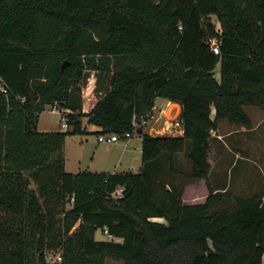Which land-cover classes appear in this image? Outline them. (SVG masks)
I'll list each match as a JSON object with an SVG mask.
<instances>
[{"label": "trees", "instance_id": "1", "mask_svg": "<svg viewBox=\"0 0 264 264\" xmlns=\"http://www.w3.org/2000/svg\"><path fill=\"white\" fill-rule=\"evenodd\" d=\"M0 78V264H264V193L221 209L211 181L220 121L250 129L245 106L264 109V0H0ZM159 97L181 104L184 134L140 126L139 172L66 170L83 118L123 136ZM49 105L70 131L38 130ZM164 157L192 181L170 186Z\"/></svg>", "mask_w": 264, "mask_h": 264}, {"label": "rangeland", "instance_id": "2", "mask_svg": "<svg viewBox=\"0 0 264 264\" xmlns=\"http://www.w3.org/2000/svg\"><path fill=\"white\" fill-rule=\"evenodd\" d=\"M93 89L90 95H87V98H94ZM164 101L162 98L159 99L157 105H163ZM53 107L49 105L46 110L40 113L37 124L38 130L43 132L70 131L71 126L64 128L62 125L66 121L64 115L53 111ZM58 109L61 110L60 107ZM158 110L153 112L155 117L150 118L144 132L148 133L149 130L153 133L161 132L162 129H157H160L163 125L167 126L165 124L169 120L171 121L170 130H173L175 126H180V116L175 118L176 115H170V110L162 114L161 112L164 109ZM245 110L253 120L252 128L248 129L223 120L216 132V134L221 133L222 139L215 140L217 160L211 173V181L215 187L224 186L228 188L224 192L223 201L218 205V208L221 209L231 208L235 203L236 196H250L257 192L264 193V109L246 105ZM83 124L87 129L85 133L69 134L66 138L65 159L68 172H139L141 170L140 152L142 141L141 144H138L139 139H141L140 133L135 132L129 139L122 136L120 141L112 144L110 148L107 143L98 140V129L92 123H89L87 118H83ZM152 127H156V129ZM125 142L128 144V149L126 148L127 151L124 152L128 156V163L124 160V163L120 164L118 162L119 157L125 148L123 146L120 149L118 146L124 145ZM189 150L190 141H187L185 151L177 154L176 159L177 166L185 172L189 171L191 167L185 153ZM110 156H112L111 160ZM169 167V160L166 157L162 158L158 173L170 186L181 189L186 183L192 181V178L185 174L171 172ZM95 237L97 240H112L101 228L96 231ZM105 264H123V260L107 257Z\"/></svg>", "mask_w": 264, "mask_h": 264}, {"label": "built area", "instance_id": "3", "mask_svg": "<svg viewBox=\"0 0 264 264\" xmlns=\"http://www.w3.org/2000/svg\"><path fill=\"white\" fill-rule=\"evenodd\" d=\"M181 27L182 26H180V28ZM219 45H220V42L217 40V38L211 39V47H212V49H213V51L215 53H219ZM0 88H1L2 91L8 92V88L5 86V84L1 80V78H0ZM52 110L59 112L61 115H64V118L66 119V121L63 122L62 125H63L64 128H69V123L67 121L66 114L71 112V110H69V109L59 110L57 105H55ZM154 117H155V114L152 113L150 116L142 117L140 122H139V119H134L133 126L135 128V131L134 132H126L123 135V137L125 139H129L130 137L133 136V134L135 132L138 131L140 126L144 127V129H145V127L149 123L148 121L150 120V118H154ZM166 127H167V129H171V126H169V125H167ZM156 133L151 134V135H162V134H159V133L156 134ZM121 137H122V135H120L118 133H101V134H99L98 140L100 142L107 143L110 146V145H112L114 143L119 142ZM120 192H121V189H119L117 191V193H120ZM72 200H73V198H72ZM104 232L107 233L111 238H113V239L115 238V236L113 234H110L107 229H104ZM46 258H47V261L50 264H57V263L62 261V256H61V252L60 251L59 252H52V251L47 252L46 253Z\"/></svg>", "mask_w": 264, "mask_h": 264}, {"label": "crops", "instance_id": "4", "mask_svg": "<svg viewBox=\"0 0 264 264\" xmlns=\"http://www.w3.org/2000/svg\"><path fill=\"white\" fill-rule=\"evenodd\" d=\"M162 97H159V98H157L156 99V101H155V107H154V110H153V112H155L156 110H158V109H160V110H163V112H161V114L162 113H164V112H167L168 110H170V115L172 114V115H176L175 116V118L177 117V116H180L181 115V111H182V106H181V104L180 103H177V102H173V101H170V100H168V99H166V98H162V100H165L164 101V103H163V105H161V106H158L157 105V102H158V100L159 99H161ZM166 110V111H165ZM159 111V110H158ZM169 113V112H168ZM166 114V113H165ZM167 115V114H166ZM168 116V115H167ZM170 120L169 121H166V123L167 124H165V125H170ZM223 123V120L222 121H220V123H219V125H218V129L217 130H215V131H213V134L215 135V137L217 138V139H222V136H221V133L220 134H216V132L219 130V127H220V124H222ZM95 126V125H94ZM160 126V125H159ZM152 128H154V129H156V127H152ZM152 128H150V129H152ZM96 129H98L99 130V127H97L96 126ZM147 129V128H146ZM162 129V130H161ZM157 130H161V132H157V133H159V134H162V135H173V136H182L183 134H184V127H183V122H182V120L180 119V126H175V128L173 129V130H170V129H167V127L166 126H162L160 129H157ZM232 131H234V130H232ZM150 134H154L153 133V131H151V130H149L148 131ZM156 133V134H157ZM140 138L141 139H139V143L138 144H141V141H142V137L140 136ZM124 146V150H122V154H121V156L119 157V163L120 164H123L124 162H126V163H128V156L126 155V154H124V152L125 151H127L126 150V148H127V146H128V144L125 142L124 143V145H122V146H118L120 149H122V147ZM118 147H116V148H118ZM110 148H111V145H110ZM128 149V148H127ZM140 156H141V152H140ZM112 159V156H110V160ZM125 160V161H124ZM124 161V162H123ZM66 170H67V161H66ZM79 171H72V173H78ZM105 172H109V171H105ZM114 172H117V171H114ZM111 238V237H110ZM112 240H115V241H122V238H117V237H115L114 239L113 238H111Z\"/></svg>", "mask_w": 264, "mask_h": 264}, {"label": "water", "instance_id": "5", "mask_svg": "<svg viewBox=\"0 0 264 264\" xmlns=\"http://www.w3.org/2000/svg\"><path fill=\"white\" fill-rule=\"evenodd\" d=\"M70 63H69V61H65L64 62V64H63V69H65L68 65H69ZM184 120L182 119V122H183Z\"/></svg>", "mask_w": 264, "mask_h": 264}]
</instances>
